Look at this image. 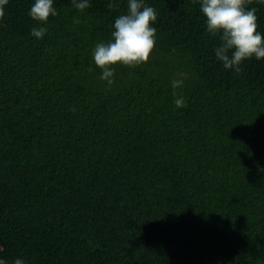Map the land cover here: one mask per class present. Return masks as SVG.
Listing matches in <instances>:
<instances>
[{
	"label": "trees",
	"instance_id": "trees-1",
	"mask_svg": "<svg viewBox=\"0 0 264 264\" xmlns=\"http://www.w3.org/2000/svg\"><path fill=\"white\" fill-rule=\"evenodd\" d=\"M114 2L54 0L46 25L28 14L35 0L4 6L0 259L264 264V58L225 69L200 0H144L156 46L147 63L114 65L109 85L92 50L127 12ZM246 7L264 35V3Z\"/></svg>",
	"mask_w": 264,
	"mask_h": 264
},
{
	"label": "clouds",
	"instance_id": "clouds-1",
	"mask_svg": "<svg viewBox=\"0 0 264 264\" xmlns=\"http://www.w3.org/2000/svg\"><path fill=\"white\" fill-rule=\"evenodd\" d=\"M9 0H0V18L4 16V6ZM252 0H200V9L206 17V32L219 38L215 48L217 60L225 69H234L239 74L243 71L241 65L246 59L264 58V35L257 31L256 8L248 9ZM264 3V0H260ZM75 9L83 12L90 7L89 0H72ZM118 5L114 0H108L107 8L115 9ZM29 16L46 25L50 16H56L57 9L54 0H35ZM158 13L153 7L147 6L144 0H128L126 14L115 18L111 39L99 42L92 50L96 66L102 69L100 79L109 85L114 83V65L122 64L135 68L149 61L156 46V28L152 26ZM48 29L45 26L33 27L31 35L42 39ZM180 78L172 80L173 95L181 88L187 73H179ZM177 108L185 107L183 97L174 100ZM0 264L7 261L0 259ZM14 264H24L22 259H15Z\"/></svg>",
	"mask_w": 264,
	"mask_h": 264
}]
</instances>
